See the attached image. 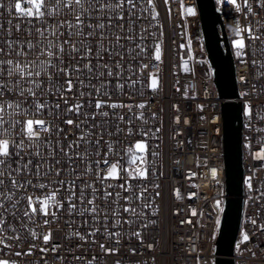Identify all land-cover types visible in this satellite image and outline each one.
<instances>
[{"label": "snow or ice", "instance_id": "obj_1", "mask_svg": "<svg viewBox=\"0 0 264 264\" xmlns=\"http://www.w3.org/2000/svg\"><path fill=\"white\" fill-rule=\"evenodd\" d=\"M26 2V7L21 6V0L8 4L17 16L15 31L23 32L24 38L13 39L10 31L6 37H0V250H7L0 256V264H20V257L30 256L37 249L41 253H58L61 245L50 246L49 225L58 222L63 214L80 217L82 224L90 229L73 230L72 235L79 241L90 242L103 253L115 256L120 249L112 246V239L116 238L115 245L121 243L124 225L139 223L141 229H146L149 224H155L150 219L147 224L140 222L143 209L151 207L143 199L149 173L143 137L150 133L134 124L133 119L143 121V113H137L136 109L145 108V104H126L117 98V94L131 98L133 94L125 85L134 88L141 79L137 73L149 67L144 63L137 67L135 63L147 55L145 36L138 35L137 29L144 11H149L153 19L156 17L154 0H146L143 5L142 0ZM216 2L219 4L220 0ZM227 2L246 20L258 15L249 0H243V11L237 0ZM255 4L264 9V0H255ZM188 12L194 14L192 8ZM24 18L30 25L26 30L20 22ZM230 27L236 37L231 43L237 57L243 54L246 39L264 43V32L258 33L251 24L241 26L237 19ZM161 56L158 41L152 58L160 61ZM256 63L254 59L252 64ZM148 78V87L156 91L157 80L151 73ZM240 80L245 82L246 77L241 76ZM255 91L253 85V94ZM45 111L52 119L34 118ZM6 113L8 119L4 118ZM243 114L248 118L245 129L264 133V127L257 128L251 122L248 102L243 105ZM257 119L264 122V116L257 115ZM180 121L181 116L177 115L175 123L179 125ZM183 123L189 121L185 119ZM260 144L259 154L254 158L264 159V141ZM212 176L213 179L217 176L215 168ZM245 183L251 187L249 178H245ZM175 195L180 198L179 190ZM192 195L195 194L190 193L189 198ZM259 195L264 198V193ZM220 205L221 201L217 200L215 207L223 211ZM192 214H196L195 209ZM251 223L255 225L257 221L253 219ZM215 224L219 227V216ZM117 227L121 231H112ZM44 228L47 231H37ZM21 230L35 241L27 244L26 251L20 244ZM97 234H107L106 242L92 238ZM128 235L141 239L139 230ZM240 235V243L249 239L243 230ZM82 243L76 247H82ZM147 248L152 250L154 245L149 243ZM93 260L96 257L87 264H93ZM43 264L48 261L45 259ZM113 264L122 261L115 260Z\"/></svg>", "mask_w": 264, "mask_h": 264}, {"label": "built area", "instance_id": "obj_2", "mask_svg": "<svg viewBox=\"0 0 264 264\" xmlns=\"http://www.w3.org/2000/svg\"><path fill=\"white\" fill-rule=\"evenodd\" d=\"M237 2L242 5L243 11V0ZM10 3L14 5L15 0H0V4L4 5L0 8V37H6V33L10 31L13 39L17 36L24 38L23 32L15 31L17 16L14 8H8ZM249 3L258 15L246 20L241 13L232 9L227 0H220L219 4L214 0L230 49L231 41L236 38L230 26H234L237 19L241 26L251 24L258 33L264 32V9L259 8L255 0H249ZM143 4H146V0H142ZM154 5L156 17L153 19L149 11H144L137 29L138 35L145 36L147 55L139 57L135 63L137 67L140 63L149 64V67L143 69L142 73H137L141 79L134 88L125 85L127 91L133 94L131 98L122 94H117V98L126 104H145V108L136 109L137 113H143V121L133 119L134 124L150 133L143 137L147 144L145 156L149 161L148 178L144 182L147 192L143 199L151 207L143 209L144 216L140 222L147 224L150 219L155 224H149L146 229H141L139 223L124 225L121 243L115 245L116 238L112 239V246L120 249L119 253L112 256L103 253L97 245L79 241L72 235L73 230L90 229L82 224L80 217L73 218L63 214L58 222L49 225L52 229L50 246L61 245L58 253H41L37 249L30 256L20 257V264H43L45 259L48 264H87L93 257H96L93 264H113L115 260H121L122 264H214L215 239H212V234L215 232L216 238L218 227L215 221L221 215V211L215 207V201L218 199L223 203L225 186L220 112L222 99L218 97L203 47L196 1L167 0L166 3L165 0H154ZM21 6H28L26 0H21ZM189 8L194 10V14L188 12ZM20 22L24 30L30 27L27 18ZM139 29H144V32ZM158 41L162 47L160 61L152 58L154 45ZM245 44L243 54L239 57L236 56V49L234 52L231 49L237 100L242 104L241 144L244 169L243 206L233 259L234 264H264V228L261 227L264 225V198L259 195L264 193V159L254 158L259 154L264 133L245 129L244 124L248 123V118L243 114V105L248 102L252 110L251 122L257 128L264 127V122L257 119V115L264 116V43L246 39ZM254 59L257 61L255 65L252 64ZM149 73L157 80L156 91L148 87ZM241 76L246 77L245 82L240 80ZM253 85L256 88L255 94L252 92ZM244 92L249 95H241ZM197 105L201 107L198 108ZM152 113H155V117ZM177 115L181 116L179 125L175 123ZM4 118H9L7 113ZM34 118L52 119L47 111ZM185 119L189 121L186 125L183 123ZM34 127L38 129V126ZM156 128L160 131L156 132ZM177 132L180 133L178 136ZM121 139L127 143L123 136ZM245 144L249 147H245ZM153 152L156 153L155 156L152 155ZM213 168L217 170L215 179L212 176ZM191 172L196 175L192 176ZM246 177L249 178L251 187L245 183ZM176 190H179V199L176 198ZM157 192L159 196L154 195ZM190 193L195 195L189 198ZM193 209L196 210L195 215L192 214ZM253 219L257 221L255 225L251 223ZM31 227L35 228L36 225ZM137 230L141 232L140 240L128 235L130 231ZM241 230L249 236L243 243H240ZM37 231H47V228ZM112 231L121 229L117 227ZM21 235L23 239L20 244L26 251L27 244L35 241L23 230ZM104 236L97 234L92 238L103 243L106 242ZM38 239L42 245V239ZM81 243L82 247L77 248L76 245ZM149 243L154 245L152 250L147 248ZM130 249H135V252ZM6 251L0 250V256Z\"/></svg>", "mask_w": 264, "mask_h": 264}, {"label": "water", "instance_id": "obj_3", "mask_svg": "<svg viewBox=\"0 0 264 264\" xmlns=\"http://www.w3.org/2000/svg\"><path fill=\"white\" fill-rule=\"evenodd\" d=\"M199 29L216 87L222 121L224 198L214 241V264H234L233 249L243 206L242 104L234 77V64L214 0H195Z\"/></svg>", "mask_w": 264, "mask_h": 264}, {"label": "rangeland", "instance_id": "obj_4", "mask_svg": "<svg viewBox=\"0 0 264 264\" xmlns=\"http://www.w3.org/2000/svg\"><path fill=\"white\" fill-rule=\"evenodd\" d=\"M231 49H232V52L235 51V48H234L233 46L231 47ZM217 200H218V199H217ZM217 200H216V201H217ZM216 201H215V202H216ZM220 201H221V205H220V208H221V207H222V200H220Z\"/></svg>", "mask_w": 264, "mask_h": 264}]
</instances>
